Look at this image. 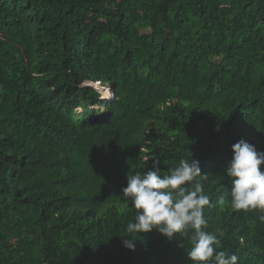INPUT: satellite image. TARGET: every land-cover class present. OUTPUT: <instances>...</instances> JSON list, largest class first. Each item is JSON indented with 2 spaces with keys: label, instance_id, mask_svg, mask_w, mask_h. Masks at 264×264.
I'll return each instance as SVG.
<instances>
[{
  "label": "trees",
  "instance_id": "16d2710c",
  "mask_svg": "<svg viewBox=\"0 0 264 264\" xmlns=\"http://www.w3.org/2000/svg\"><path fill=\"white\" fill-rule=\"evenodd\" d=\"M241 140L264 152V0H0V264H191L190 232L127 233L122 189L192 155L214 247L264 264Z\"/></svg>",
  "mask_w": 264,
  "mask_h": 264
},
{
  "label": "clouds",
  "instance_id": "9594fccd",
  "mask_svg": "<svg viewBox=\"0 0 264 264\" xmlns=\"http://www.w3.org/2000/svg\"><path fill=\"white\" fill-rule=\"evenodd\" d=\"M232 158L226 173L231 184V206L236 210H264V152L241 140L232 145ZM161 175L160 161L154 160L151 170L127 175L122 196L136 210L134 221L127 223L129 234L158 231L172 240L177 234L188 235L191 264H238V256L227 250L217 251L219 239L204 229L207 221L204 208L209 197L197 181L201 176L199 161L181 158L178 165ZM223 203V200H221ZM264 220V216L261 217ZM222 235V233H221ZM135 239L126 236L123 246L135 251Z\"/></svg>",
  "mask_w": 264,
  "mask_h": 264
}]
</instances>
